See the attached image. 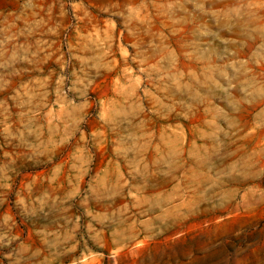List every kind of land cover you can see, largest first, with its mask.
Returning a JSON list of instances; mask_svg holds the SVG:
<instances>
[{
    "label": "rangeland",
    "instance_id": "obj_1",
    "mask_svg": "<svg viewBox=\"0 0 264 264\" xmlns=\"http://www.w3.org/2000/svg\"><path fill=\"white\" fill-rule=\"evenodd\" d=\"M0 264H264V0H0Z\"/></svg>",
    "mask_w": 264,
    "mask_h": 264
}]
</instances>
